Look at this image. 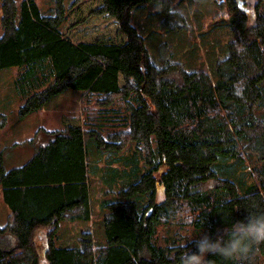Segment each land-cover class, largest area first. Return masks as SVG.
Here are the masks:
<instances>
[{"label":"trees","instance_id":"16d2710c","mask_svg":"<svg viewBox=\"0 0 264 264\" xmlns=\"http://www.w3.org/2000/svg\"><path fill=\"white\" fill-rule=\"evenodd\" d=\"M184 1L72 0L65 7L55 0L54 13L43 15L35 0H1L0 69L21 67L19 114L41 110L67 89L83 96L80 112L62 116L60 130L45 131L48 141L36 143L25 164L0 165L10 210L0 227V264H40L38 231L45 232L46 264H182L187 252L198 254L202 236L215 241L248 215L264 214V117L255 115L264 80V0L218 3L232 38L212 75L176 61L156 65L132 23L133 9L151 4L163 27L180 29ZM238 1L251 5L249 15ZM132 144L147 170L104 202L105 244L95 246L86 233L76 247H57L60 222L91 218L90 147L112 155ZM222 159L250 163L249 188L216 172ZM164 225L179 230L158 241ZM205 260L264 264V242L246 260L211 253Z\"/></svg>","mask_w":264,"mask_h":264},{"label":"rangeland","instance_id":"374dc122","mask_svg":"<svg viewBox=\"0 0 264 264\" xmlns=\"http://www.w3.org/2000/svg\"><path fill=\"white\" fill-rule=\"evenodd\" d=\"M18 3L20 0H16ZM72 0H63L68 7ZM174 3L177 0H172ZM224 0L184 1L181 13L180 29L175 24L162 26L163 17L159 14V6L149 4L147 7L138 5L133 9L132 23L141 31L153 62L161 66L166 62L176 61L189 71L197 67H205L209 74L214 73L218 61L225 58L231 34L227 26V16L221 10L219 2ZM43 15H52L55 11V0H35ZM1 5V0H0ZM244 7L250 13L251 5L245 1ZM248 13V15H249ZM1 22V9H0ZM173 28V29H172ZM2 29L0 26V38ZM21 67L0 69V165L6 170L25 164L34 154L39 135L44 130L54 131L62 128V116L80 112L82 91L67 89L63 93L47 99L42 109L26 116L19 114L24 104L17 93L16 80ZM262 97L255 110L257 117H264V80L261 82ZM112 115H110V118ZM110 123H114L110 122ZM118 123V122H117ZM107 128H118L108 126ZM89 182L91 218L90 221H62L55 236L57 247L71 248L79 245L83 234H90L95 246H103L106 241L103 218L104 202L115 199V192L147 170L140 159L135 145L125 148L122 152L109 155L100 153L92 147L89 149ZM247 160L242 163L234 159H222L215 167L223 177L231 178L243 187H250ZM137 175V176H136ZM158 198L161 190L158 189ZM10 213L5 204L0 188V227L5 226ZM179 229L175 226H159L157 240L161 237L171 239ZM192 234L191 231L187 232ZM43 238V239H42ZM36 247L40 256V264H46L45 232L36 233Z\"/></svg>","mask_w":264,"mask_h":264},{"label":"clouds","instance_id":"9594fccd","mask_svg":"<svg viewBox=\"0 0 264 264\" xmlns=\"http://www.w3.org/2000/svg\"><path fill=\"white\" fill-rule=\"evenodd\" d=\"M264 242V214H250L246 222H236L225 229L224 235L215 241L207 235L196 241L197 253L188 252L182 258V264H213L206 261V254L219 255L225 259L242 261L249 258L253 245Z\"/></svg>","mask_w":264,"mask_h":264},{"label":"water","instance_id":"95a60500","mask_svg":"<svg viewBox=\"0 0 264 264\" xmlns=\"http://www.w3.org/2000/svg\"><path fill=\"white\" fill-rule=\"evenodd\" d=\"M244 4H245V1H238V2H237V8H238L240 11L244 12L245 14H248L249 11H248L247 8L244 7Z\"/></svg>","mask_w":264,"mask_h":264},{"label":"crops","instance_id":"0c3cea01","mask_svg":"<svg viewBox=\"0 0 264 264\" xmlns=\"http://www.w3.org/2000/svg\"><path fill=\"white\" fill-rule=\"evenodd\" d=\"M45 131L46 132H49L47 129L46 130H44V133L42 134V136H40V139H39V144H44V143H46L47 141H48V139H49V136H47L46 134H45ZM43 239V238H42Z\"/></svg>","mask_w":264,"mask_h":264}]
</instances>
